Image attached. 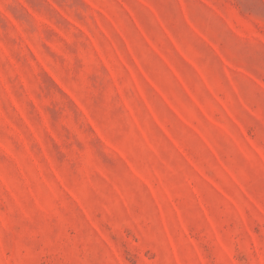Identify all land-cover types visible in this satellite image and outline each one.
Instances as JSON below:
<instances>
[{
    "label": "rangeland",
    "instance_id": "374dc122",
    "mask_svg": "<svg viewBox=\"0 0 264 264\" xmlns=\"http://www.w3.org/2000/svg\"><path fill=\"white\" fill-rule=\"evenodd\" d=\"M0 264H264V0H0Z\"/></svg>",
    "mask_w": 264,
    "mask_h": 264
}]
</instances>
